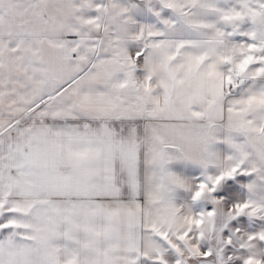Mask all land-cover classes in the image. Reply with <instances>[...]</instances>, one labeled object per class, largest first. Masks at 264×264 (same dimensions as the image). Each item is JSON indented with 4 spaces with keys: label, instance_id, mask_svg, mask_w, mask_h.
I'll list each match as a JSON object with an SVG mask.
<instances>
[{
    "label": "snow or ice",
    "instance_id": "snow-or-ice-1",
    "mask_svg": "<svg viewBox=\"0 0 264 264\" xmlns=\"http://www.w3.org/2000/svg\"><path fill=\"white\" fill-rule=\"evenodd\" d=\"M0 264H264V0H0Z\"/></svg>",
    "mask_w": 264,
    "mask_h": 264
}]
</instances>
